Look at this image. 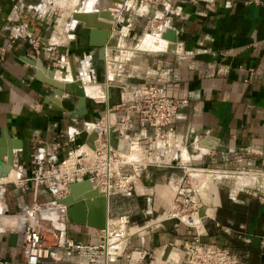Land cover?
I'll list each match as a JSON object with an SVG mask.
<instances>
[{
	"label": "crops",
	"instance_id": "crops-1",
	"mask_svg": "<svg viewBox=\"0 0 264 264\" xmlns=\"http://www.w3.org/2000/svg\"><path fill=\"white\" fill-rule=\"evenodd\" d=\"M49 1L0 0V155L11 153L8 177L29 175L33 150L46 168L64 160L79 131L98 137L102 127L113 126L117 148L127 151L122 122L130 113L120 102L132 89L157 84L167 96L188 100L167 141L165 158L176 149L175 163L144 166L130 193L107 196L106 223L126 214L132 231L108 264H188L183 243L195 233L205 246L229 248L236 264H264V0H51L60 9L56 21ZM78 9H106L116 21L98 16L112 28L83 29L71 17ZM138 12L153 26L137 39ZM157 19L161 24L152 23ZM167 26L176 33L173 44L161 37ZM70 67L95 93L87 92L83 115L76 114L75 97H56L53 89L62 86L46 83H67ZM130 118L125 132L135 135L138 122ZM152 156L145 151L142 160ZM190 169L204 215L198 224L162 219L171 186ZM52 198L44 184L0 183V261L19 260L21 235L10 230L19 225V212ZM59 232L80 242L99 234L70 222L64 209L50 213L45 243ZM36 264L81 263L52 261L43 251Z\"/></svg>",
	"mask_w": 264,
	"mask_h": 264
},
{
	"label": "built area",
	"instance_id": "built-area-1",
	"mask_svg": "<svg viewBox=\"0 0 264 264\" xmlns=\"http://www.w3.org/2000/svg\"><path fill=\"white\" fill-rule=\"evenodd\" d=\"M260 1V0H253ZM2 52V49L0 50ZM124 111L133 114L138 122L135 135L125 131L131 129L130 116L122 122L123 137L130 147L127 151L119 150L110 145L108 130L102 127L94 141V148L82 150L80 147L68 150L67 157L60 161H52L48 168L43 161L31 153V169L28 176L21 177L16 172V177L8 181L20 185L23 181H30L33 185L44 184L53 193V198L47 202H33L19 212L21 217L18 226L10 230L21 235L20 257L16 264H36L42 254L52 261L78 259L81 264H108L112 257L120 256L123 252L122 242L132 234L129 218L121 214L112 223L98 230V236L87 242L73 241L64 237L59 232L52 244H47L45 239L46 222L50 213L56 209L62 210L64 206L58 200L66 195L67 184L80 180L81 175L87 173L92 179L93 186L98 188L105 196L116 193L128 194L134 189V183L144 166H173L175 152L166 160L165 155L171 152L166 142L173 133V119L180 110L188 105L185 98L167 96L157 84H144L132 92L128 101L120 102ZM162 141L163 148L159 142ZM136 144L140 159L131 158L128 153ZM89 147V146H88ZM145 151L152 152V158L144 162L142 155ZM71 152H74V163L66 164ZM170 155V154H169ZM191 173L186 179L178 180L171 186V199L162 219H176L178 223L187 225L188 217L197 216L200 209V199L197 197V184ZM191 179V180H189ZM1 183V182H0ZM264 200V197H262ZM183 251L188 264H236L235 255L229 248L216 244L205 246L199 233L183 243ZM0 264H7L0 261Z\"/></svg>",
	"mask_w": 264,
	"mask_h": 264
},
{
	"label": "water",
	"instance_id": "water-1",
	"mask_svg": "<svg viewBox=\"0 0 264 264\" xmlns=\"http://www.w3.org/2000/svg\"><path fill=\"white\" fill-rule=\"evenodd\" d=\"M101 17L106 20L116 21V17H113L112 14L106 10L101 9L99 11H78L73 12L71 17L76 22L81 23V27L87 30H95L102 29L105 32L112 28V24L108 22L98 21L96 17ZM92 32V31H90ZM176 33L175 31L167 26L165 30L161 33V37L167 40L170 44H173L176 41ZM103 57V55H100ZM35 64L37 67L42 68L38 61L31 62ZM54 69H50L47 71L48 78L53 77ZM69 76L70 80L67 83H61L56 80L47 79L46 83L53 84L54 86H62L63 91H59L57 89H53V94L56 97H61L62 93H66L67 95L73 96L76 98V107L81 109V111L77 110V115H83L85 113V93L82 87L81 80L74 74L73 69L69 68ZM61 79L65 78L64 73H60ZM53 99V97H51ZM61 110V107H56ZM121 132V131H120ZM96 132L92 134H87L85 131L77 132L76 137H70L71 140V149H75L80 147L82 144L86 143L90 148H94V141L97 138ZM118 134L119 131L115 127H110L108 130L109 142L110 145L114 148H117L118 145ZM16 147V146H15ZM0 156H5V163L0 162V177L5 176L8 173V168L11 165V153L9 151L1 154ZM68 193L58 200V203L64 206V213L66 218L74 223L79 225H87L89 227H93L97 230H101L106 225L107 218V201L108 198L93 186L92 179L90 176L85 173L81 175L80 180H74L67 184ZM87 211V214H84L83 208ZM97 207V209H95ZM96 210L97 213L95 217H92V210ZM204 215V211L201 209L198 211L197 216L188 217L186 219L187 223L192 224L193 219H199L200 216ZM195 221V220H194ZM170 248L165 252V257H167Z\"/></svg>",
	"mask_w": 264,
	"mask_h": 264
},
{
	"label": "bare ground",
	"instance_id": "bare-ground-1",
	"mask_svg": "<svg viewBox=\"0 0 264 264\" xmlns=\"http://www.w3.org/2000/svg\"><path fill=\"white\" fill-rule=\"evenodd\" d=\"M78 11H81V10H75V11H73V12H78ZM110 12V11H109ZM111 13V12H110ZM112 14V13H111ZM112 16L113 17H116L114 14H112ZM80 79H81V83H82V87H83V80H82V78L80 77ZM86 87L87 86H85V87H83V90H84V93H85V96H88V94H87V92L89 93V94H95V93H93L92 92V90H90L89 89V91H87V89H86ZM90 97V96H89ZM97 130H98V128H96ZM99 131V130H98ZM167 139H169V138H167ZM168 141V140H167ZM166 141V142H167ZM162 143H164V142H162V141H160L159 142V145H160V148H161V146H162ZM131 146H133V150H130L129 151V153H128V155L131 157V158H134V159H136V160H139L140 158V154H139V151H138V147H137V145L136 144H133V145H131ZM129 147H130V145H129ZM85 151V150H84ZM87 151V150H86ZM74 152H71V155H70V157H69V159L66 161V164H68V165H71L72 163H74V161H75V159H74ZM11 171H9L5 176H3L2 178H1V182H5V181H8V180H10V179H14V178H10V177H8V175H9V173H10ZM16 175L17 174H15L14 176L16 177ZM96 208V207H95ZM195 220V221H194ZM193 223H195V224H198V219L197 218H194L193 219ZM192 223V224H193ZM12 226H18V224H16V225H12ZM12 226H10V228L12 227Z\"/></svg>",
	"mask_w": 264,
	"mask_h": 264
},
{
	"label": "rangeland",
	"instance_id": "rangeland-1",
	"mask_svg": "<svg viewBox=\"0 0 264 264\" xmlns=\"http://www.w3.org/2000/svg\"><path fill=\"white\" fill-rule=\"evenodd\" d=\"M139 4V3H138ZM54 4L52 3V1L50 0L49 1V7L51 8V10L53 11V16H54V18H55V21H56V19L59 17V15H60V9L59 8H57V7H55V6H53ZM136 8H138V9H140V7L137 5L136 6ZM140 11V10H139ZM140 15H142V16H139L138 18L139 19H141V27L139 28V32H138V34L139 35H137V39L145 32V31H147V30H150L151 29V27L153 26L150 22L148 23V21L145 19V16H143V15H145V14H141V12H138ZM160 19H157V21L156 22H152V23H155V24H157V25H159V24H161L160 22ZM55 24V23H54ZM152 25V26H151ZM136 39V40H137ZM134 90H136V88L134 89ZM133 89H132V92L134 91ZM191 172H193V170H189V172L188 173H191ZM12 214H15V213H12Z\"/></svg>",
	"mask_w": 264,
	"mask_h": 264
}]
</instances>
